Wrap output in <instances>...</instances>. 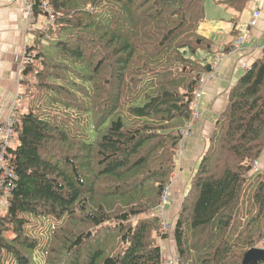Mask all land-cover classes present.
<instances>
[{"label": "trees", "instance_id": "16d2710c", "mask_svg": "<svg viewBox=\"0 0 264 264\" xmlns=\"http://www.w3.org/2000/svg\"><path fill=\"white\" fill-rule=\"evenodd\" d=\"M204 1L31 0L33 18L52 21L25 49L0 264H34L29 255L40 241L26 235L23 214L64 220L47 238L44 264H95L102 252L88 242L113 231L122 246L102 264H162L160 242L169 234L161 197L196 120L193 91L211 68L192 61L210 48L198 32ZM219 3L241 11L246 0ZM263 153L264 50L230 88L191 174L173 231L176 264H247L252 249L263 251L254 264H264L263 177L230 238Z\"/></svg>", "mask_w": 264, "mask_h": 264}, {"label": "crops", "instance_id": "0c3cea01", "mask_svg": "<svg viewBox=\"0 0 264 264\" xmlns=\"http://www.w3.org/2000/svg\"><path fill=\"white\" fill-rule=\"evenodd\" d=\"M221 0H212V6L222 8L227 20L221 21L219 26L227 35L226 40L220 39L217 43L207 35L199 32L210 43L207 50L211 53L212 64L217 58L213 78H204L200 82L201 98L198 102L196 120L191 125L189 135L182 140L181 160L185 166L179 167L175 173L174 182L169 187L173 194V202L169 200L170 223L176 216L181 205V195H185L189 186L191 174L194 172L201 155L206 151L208 140L214 127V122L224 111L228 92L235 85L237 79L255 61L263 55L264 50V0H246L243 10L235 11L232 8L221 5ZM23 3L21 0H0V124L10 116V109L13 106V114L20 109L22 94L26 88L25 81L20 83L19 63L24 54V49L33 42L30 35L24 30L25 23L22 18ZM203 21L206 19V11L202 5ZM212 14H209L211 16ZM255 19V25L249 26ZM222 20V19H221ZM199 27H201L199 25ZM198 27V29H199ZM241 29V30H239ZM235 31L236 34L231 35ZM237 37H242L243 42L237 53H223L226 45H233ZM31 43V44H30ZM231 45V46H232ZM211 66V65H210ZM20 95L21 99L13 105V100ZM11 147V146H10ZM260 169L264 165V153L259 160ZM259 169V170H260ZM258 170V171H259ZM187 174V177L185 176ZM166 211V210H165ZM162 243V242H161ZM166 245V260L162 264H173L176 255L174 243ZM161 248L162 245L160 244ZM169 247V248H168ZM173 260V261H172ZM172 262V263H171Z\"/></svg>", "mask_w": 264, "mask_h": 264}, {"label": "rangeland", "instance_id": "374dc122", "mask_svg": "<svg viewBox=\"0 0 264 264\" xmlns=\"http://www.w3.org/2000/svg\"><path fill=\"white\" fill-rule=\"evenodd\" d=\"M21 1L23 3L22 18H23L24 23H25L24 30H25L26 34L28 33L30 35L31 40L33 42L34 41L33 33L35 32V30H37V29L40 30L43 27L47 26V24L52 21V18L48 14V16H40L37 20L34 19L33 15H32V2H31V0H21ZM211 4H212V0H205L202 4L205 11H206L207 21L200 23L201 27H199L198 31H200V33H202L204 35L209 36L210 38L213 39V41H216L218 43L220 41V39L225 41L227 38V35H225V32L221 28V25L219 26V23L221 21H223V23H224V21H226L228 18H227V16L224 15V10L222 8L212 6ZM28 7H30L29 13L27 12ZM47 12H48V8H47ZM209 14H212V15L209 16ZM196 16H197V14H194V17H196ZM192 21H195V19H193ZM25 49H24V51H25ZM210 58H211V53H209L205 49H200V50H198L196 55L193 56L192 61H194L196 59L197 62L203 66L206 63H208V61H210ZM210 65H213V62ZM186 79H188V78L186 77ZM13 105L16 106L17 104L13 103ZM20 105L25 106V104L22 101H21ZM137 105L142 106L143 103L140 102ZM81 129L84 131L88 130L87 132L91 131L89 129V126L83 125ZM183 134H184V136L182 135V140H183V137L185 138L189 135L188 132H186V131L183 132ZM182 140L180 141V144L177 147V153L174 156V161L176 162L177 169H179V167H181L182 165L185 166V163L183 164V162L181 160V154H182L181 153V147H182L181 143H182ZM10 146L12 148L17 146V141H16L15 135H13V139L11 141ZM177 169H176V171H177ZM185 176L187 177V174ZM261 177L264 178V165L262 166L260 171L256 172V174L253 175L251 182L249 183V185L245 188V190L243 192L241 207H240L239 212L237 213L235 226H234V229L230 235L231 239H233L236 236V234L238 233V231L241 229V226H239V221H244V216L242 214L243 213L245 214L246 211L249 209L250 195H251L252 191L254 190L255 186L259 183ZM169 189L170 188H168V191L166 193L167 204L165 205L166 207L164 209V213H160V215H159V217L161 218L162 228L166 232H168V234H169L167 240L162 241V243L160 242V244L162 245L161 250L163 251V253H165L166 245L170 246L169 243H171V244L174 243L173 231H174V227H175V223H176V216L173 218V221H171V223L167 219V218H169L168 209H170V206H171V205L168 206L169 200H170V202L171 201L173 202V200H174L173 194H172V192L170 193ZM183 197H184V195L179 196L180 199ZM22 217L28 220V226L26 227V235L37 238L40 241L39 246L29 256H30L31 260L34 262V264H44L43 250L46 246L47 238H48L50 232L53 229H55L56 227H58L59 225H61L64 222V220L63 221H57V220L52 219V218H47L45 221H43L42 218H36V217L30 216L27 214H23ZM42 222H44V223L41 224ZM38 224H41V225L39 227H37ZM2 235L7 240H11V238L13 236L10 232H4ZM88 245L91 248H93L94 252H102V254L99 255L95 259V264H102L106 258L112 257L117 251H119V249L122 246L121 241H120V237L118 234H116L115 231H113L110 234H107L106 236L100 235V236L92 237L90 239V241L88 242ZM163 258L164 259H162V260L164 262L166 260L164 255H163ZM173 258H175V259H173L174 260L173 264H176L177 257L175 256ZM255 261H256V259L252 258V259L246 260V263L247 264H254ZM9 264H14V263L10 262Z\"/></svg>", "mask_w": 264, "mask_h": 264}, {"label": "built area", "instance_id": "2783aa9c", "mask_svg": "<svg viewBox=\"0 0 264 264\" xmlns=\"http://www.w3.org/2000/svg\"><path fill=\"white\" fill-rule=\"evenodd\" d=\"M27 12H30V7H28ZM255 25V19H253L249 26ZM241 30V29H240ZM243 38L237 37L233 46H232V53H237L242 45ZM221 58H217L213 65L210 67V72L207 74H203L200 76L199 80L197 81V84L195 86V89L193 91V100H194V107L195 111L193 112L194 119L197 118V106L198 102L201 98V88H200V82L204 78H213L214 71L216 69V65L218 62H220ZM29 57L26 55L25 51L21 58V61L19 63V74H20V83L23 81L22 70L24 67L28 64ZM21 99V96L18 95L14 98L13 103L16 104ZM14 108L13 106L10 109V116L0 124V210H3L7 207V200L10 195V190L12 186V181L14 180V173L9 167V161L6 159L7 149L9 148L11 141L13 139L12 135V128L15 122L14 119ZM191 126V125H190ZM184 136V134H183ZM184 138V137H183ZM260 169V162L257 161L253 164V170L258 171ZM168 191V188L164 190L163 195L161 197V213H164L165 205L167 204V198L166 193Z\"/></svg>", "mask_w": 264, "mask_h": 264}, {"label": "water", "instance_id": "95a60500", "mask_svg": "<svg viewBox=\"0 0 264 264\" xmlns=\"http://www.w3.org/2000/svg\"><path fill=\"white\" fill-rule=\"evenodd\" d=\"M262 254H263L262 250L252 249L246 254L245 261L252 259V258L257 260L258 258H260L262 256Z\"/></svg>", "mask_w": 264, "mask_h": 264}, {"label": "bare ground", "instance_id": "6f19581e", "mask_svg": "<svg viewBox=\"0 0 264 264\" xmlns=\"http://www.w3.org/2000/svg\"><path fill=\"white\" fill-rule=\"evenodd\" d=\"M47 16V15H46ZM47 18V17H46ZM240 30V29H239ZM26 51V50H25ZM29 55V54H28ZM30 63V62H29ZM28 65V64H27ZM23 72V71H22ZM214 77V76H213ZM204 80H206V79H204ZM11 148V147H10ZM6 159H7V157H6ZM9 161V160H8ZM10 166V165H9ZM12 170V169H11ZM14 173V172H13Z\"/></svg>", "mask_w": 264, "mask_h": 264}]
</instances>
